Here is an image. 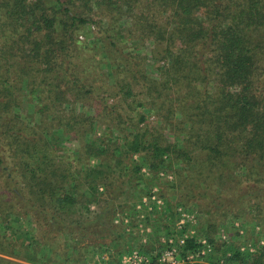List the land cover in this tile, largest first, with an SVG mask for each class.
<instances>
[{"label":"trees","instance_id":"obj_1","mask_svg":"<svg viewBox=\"0 0 264 264\" xmlns=\"http://www.w3.org/2000/svg\"><path fill=\"white\" fill-rule=\"evenodd\" d=\"M167 168L210 220L264 227V0H0V264H96L106 238L119 259L126 197ZM214 246L264 264L240 236Z\"/></svg>","mask_w":264,"mask_h":264},{"label":"rangeland","instance_id":"obj_2","mask_svg":"<svg viewBox=\"0 0 264 264\" xmlns=\"http://www.w3.org/2000/svg\"><path fill=\"white\" fill-rule=\"evenodd\" d=\"M96 35L98 36V28L95 25H89L80 32V38L83 40H93V37ZM152 121L154 122L153 124H157L156 117L151 116L150 122ZM142 172L149 175V171L146 168L143 169ZM157 178V184L153 185V187H147L142 184L143 190L138 194L140 195L139 198L126 197L128 200L127 204L130 208L124 213H119L116 218V221H121V223H123L126 232L132 234L133 238H129V244L135 248L130 252H125V254L118 259L115 255L123 246L113 244L108 238L103 241H94L98 247L94 251V255L91 259H95L96 264H129L126 261L127 257L135 251H140L139 247L141 246L145 245V247H150L154 245L157 249L160 247V244L166 246V243H168V240L171 238L177 243H175L177 247H180L178 241L189 236H195L201 243V252L182 255L186 263L216 264L210 261L211 257H208L213 251L214 243H211L213 246L209 243L210 240L207 238L206 234L215 242V248L219 245L228 244L236 238V236H240L242 239L243 251L248 249L250 252L255 253L257 247H264L263 226L258 224L254 225L255 221L252 222V220H248V223L245 224L241 220H233L232 217L228 215L223 216V214H217L213 216V220H210V215L204 212L203 208L196 202L191 200L192 202L187 203L186 199H182L180 195L176 194V176L173 170L168 168L165 170L163 169L157 173ZM179 199L183 201V204L177 206V203L180 202ZM169 204L174 205V207L177 206L175 209L178 217L177 219L170 216L171 214L168 209ZM91 209L95 213L100 211L96 206H92ZM164 215L167 227L161 224L160 217ZM210 223H214L216 228L210 230V228H212ZM25 225L24 229H27L29 226L27 224ZM202 228L206 230V234L203 232ZM178 232L182 233L179 234ZM180 250H182L181 247ZM154 254H156V252ZM191 255H193L192 258ZM12 260L23 264H32L17 259Z\"/></svg>","mask_w":264,"mask_h":264},{"label":"built area","instance_id":"obj_3","mask_svg":"<svg viewBox=\"0 0 264 264\" xmlns=\"http://www.w3.org/2000/svg\"><path fill=\"white\" fill-rule=\"evenodd\" d=\"M184 243L183 240L180 241V245ZM168 247L162 250L161 254L157 257L155 254L156 261H153L152 257L145 255L140 251H135L130 256L127 257L126 261L129 264H187L186 260L181 257L180 250L175 245L173 239L168 240ZM193 255H191V258Z\"/></svg>","mask_w":264,"mask_h":264}]
</instances>
